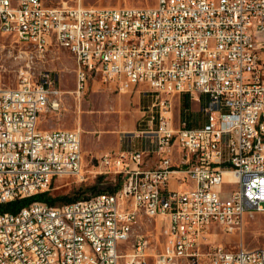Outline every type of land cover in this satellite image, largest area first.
<instances>
[{
    "label": "built area",
    "instance_id": "built-area-1",
    "mask_svg": "<svg viewBox=\"0 0 264 264\" xmlns=\"http://www.w3.org/2000/svg\"><path fill=\"white\" fill-rule=\"evenodd\" d=\"M0 29L25 47L15 87L0 66V203L48 191L59 177L87 179L81 129L39 125L62 105L56 76L36 68L53 44L74 57L76 97L89 80L119 92L144 85L151 128L147 146L98 159L121 177L117 189L0 212V264H264V247L216 239L264 211V0H0ZM180 94L203 97L201 125H175ZM150 155L156 163L146 167ZM174 173L193 186L170 188ZM159 217L162 245L139 229L157 228Z\"/></svg>",
    "mask_w": 264,
    "mask_h": 264
},
{
    "label": "rangeland",
    "instance_id": "rangeland-1",
    "mask_svg": "<svg viewBox=\"0 0 264 264\" xmlns=\"http://www.w3.org/2000/svg\"><path fill=\"white\" fill-rule=\"evenodd\" d=\"M45 5L67 3L89 6H145L154 5L156 0H42ZM25 47L17 38L0 29V66L2 80L6 87H15L18 70L25 64V57L21 53ZM45 68L57 78L58 88L61 90V109L54 112H45L40 117L41 128H75L81 129L82 149L87 168V179L76 181L72 177H59L53 180L48 192L52 196L67 195L78 199L87 198L104 191H113L120 187L121 177L111 172L90 171V155H97L105 151L119 148L136 147L140 140L139 135L129 140L127 131L131 118H140V105H146L144 97L141 102L134 95L138 92H119L112 86L99 80H89L87 89L77 99L75 60L72 54L63 47L53 44L44 58L36 63V68ZM141 103V104H140ZM178 101H174V118H178L176 111ZM180 109L179 114H181ZM136 134V132H135ZM226 188H232L226 185ZM68 203V202H67ZM64 204L57 200L54 205ZM140 231L152 233L158 237V245H162L167 230L165 217L141 226ZM217 241H221L228 248L244 247L247 249L264 247V211L247 214L243 225L231 234L219 233Z\"/></svg>",
    "mask_w": 264,
    "mask_h": 264
},
{
    "label": "crops",
    "instance_id": "crops-1",
    "mask_svg": "<svg viewBox=\"0 0 264 264\" xmlns=\"http://www.w3.org/2000/svg\"><path fill=\"white\" fill-rule=\"evenodd\" d=\"M112 86V85H110ZM112 88L116 89L114 86H112ZM138 92L139 95H134L136 98H138L139 102H141V96L144 97L146 102H149V99L145 96V86L144 85H139V86H135L133 87L130 91H128L129 93L131 92ZM80 97V96H79ZM77 97V99L79 98ZM184 98L188 99V107L186 109V113L185 116L186 118H183L182 114H179L180 109H182V101ZM175 101H178V105L176 108L177 114H178V118H174V123L175 125H177L179 123V121L181 119H186L189 125L192 126H198L201 125L204 122V116H203V112H202V104H203V97H201L199 100L195 97H190L186 94H180L175 98ZM143 102V101H142ZM141 104V103H140ZM147 105V104H146ZM145 104L140 105V118H131V121L129 123V128L127 129V131H133L131 132V134L129 133V140H131L132 136L134 135H139L140 136V140L138 141V145L136 147H130V148H143L145 146H147V141L145 138V135H143V132H145L146 130H150L151 128L147 125V120H149V118L145 117V111L143 110ZM80 128V127H79ZM136 132V134H135ZM81 146H82V140H81ZM123 149H128V148H119L118 150H111V151H105L102 152L100 154L97 155H90V164H91V169L90 171H95V170H102L104 172H110V170L106 167H101V165H98V159L100 158V156H102L105 153H115L119 150H123ZM83 152V149H82ZM178 155V149L175 150L174 152V157H176ZM84 156V153H83ZM156 163V157L154 155H150L148 157H146L144 165L146 167H152L154 166ZM84 164H85V158H84ZM86 168V166H85ZM87 169V168H86ZM178 174L174 173L170 180H169V186L172 189H183L185 187H192L193 183L192 182H188L186 185L182 184L179 182L178 179Z\"/></svg>",
    "mask_w": 264,
    "mask_h": 264
},
{
    "label": "trees",
    "instance_id": "trees-1",
    "mask_svg": "<svg viewBox=\"0 0 264 264\" xmlns=\"http://www.w3.org/2000/svg\"><path fill=\"white\" fill-rule=\"evenodd\" d=\"M188 107V99L184 98L182 101V112L181 114L183 117H185L186 109ZM118 187L114 188L117 189ZM75 197H70L67 195L63 196H52L50 192L45 191L41 193H37L33 196L26 197V198H20V199H14L12 201H9L7 203H0V212H17L19 209H21L23 206L31 203L32 201L38 200L46 202L49 205H54L57 200H61L64 203L71 202L76 200Z\"/></svg>",
    "mask_w": 264,
    "mask_h": 264
}]
</instances>
